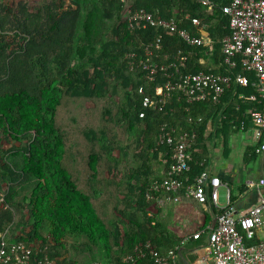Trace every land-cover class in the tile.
<instances>
[{"label":"trees","instance_id":"trees-1","mask_svg":"<svg viewBox=\"0 0 264 264\" xmlns=\"http://www.w3.org/2000/svg\"><path fill=\"white\" fill-rule=\"evenodd\" d=\"M209 2L211 11L200 0H41L15 9L0 3V142H11L5 149L0 144V194L9 207L0 233L10 228L8 241L49 245L58 264H78L58 260L69 237L85 240L87 264H149L124 257L148 240L162 250L179 245L164 209L151 214L146 200L151 183L163 180L173 163L175 145L159 143L161 128L194 134L193 180L206 170L212 132L225 141L264 110L259 98L249 100L251 85L235 82L218 103L189 104L175 89L161 110L143 107L146 96L161 97L168 74L175 82L182 74L229 73L222 41L232 31L222 8L232 0ZM127 8L175 18L180 29L210 43L191 46L149 26L129 29ZM160 35L152 61L174 67L150 80L130 63ZM239 63L229 74L242 72ZM202 246L200 239L187 247H198L200 257Z\"/></svg>","mask_w":264,"mask_h":264},{"label":"built area","instance_id":"built-area-1","mask_svg":"<svg viewBox=\"0 0 264 264\" xmlns=\"http://www.w3.org/2000/svg\"><path fill=\"white\" fill-rule=\"evenodd\" d=\"M126 3V0H119ZM212 10L209 0H200ZM224 15L229 20L231 35L222 41V54L224 65L229 73H232L241 61L242 72L235 76L213 72H199L197 74H182L173 82L172 74H168V81L164 86L161 97L146 96L143 107L161 110L170 93L177 89L191 104L194 102L211 101L218 103L226 89L232 82L244 86L251 85L255 94L249 100H258L264 108V0H232L230 4L222 8ZM124 20L129 29H140L143 26L160 28L177 34L183 41L191 46H202L210 43L204 37L191 35L187 30L180 29L175 18L169 20L155 16L145 9L125 10ZM193 25L200 26L198 19L192 20ZM204 28V26H203ZM161 35L154 45L145 48L144 57L132 61L130 68H142L148 71V78L155 79L159 71H166L172 66L159 65L152 61L154 51L160 48ZM135 56L131 54L132 58ZM184 60V58H183ZM252 73L254 80L244 74ZM172 76V77H171ZM142 92V89L140 90ZM160 91L157 90V94ZM159 97V98H158ZM145 114L142 112L140 117ZM254 126V136L257 140L254 153H264V110L254 111L251 117ZM243 129V128H242ZM194 134L187 132L178 133L174 128L164 125L159 135V143L175 145L172 156L173 163L167 176L160 181H154L146 192V200L151 202V214L167 206L182 203L183 200H193L199 204L212 203L218 205V190L222 186L221 180L212 176L207 170L193 178L189 177L192 161V144ZM250 187L264 186V180ZM5 195L0 194V209L7 210L4 205ZM228 208L216 217L213 228H198L185 236L180 246L188 240L198 241L205 236V252L201 255V261L211 259L213 264H264V193L260 195L256 204L247 209L246 213L238 214L231 206L228 193ZM10 228L0 233V264H58L50 257L49 245H34L22 241L13 242L7 240ZM180 246L163 252L152 241H146L137 245L131 254L124 257L125 262H135L137 259L150 260L149 264H178ZM97 264V263H96Z\"/></svg>","mask_w":264,"mask_h":264},{"label":"crops","instance_id":"crops-1","mask_svg":"<svg viewBox=\"0 0 264 264\" xmlns=\"http://www.w3.org/2000/svg\"><path fill=\"white\" fill-rule=\"evenodd\" d=\"M253 129L254 126L249 123L247 128L228 136L225 141L223 136H213V132L211 133L210 157L206 170L222 182L218 190V205L212 203L202 205L193 200H183L182 203L164 209L163 216L170 219L169 230L180 239L178 246L185 236L196 229L203 227L211 229L215 226L217 215L228 208V193L231 206L238 214L246 213L264 193V186H249L250 182L257 184L264 180V153L260 155L254 153L257 140ZM4 212L5 210L0 209V217ZM16 234L19 235L20 232ZM202 239V247H205V236ZM192 243L193 240H188L180 246L183 256L192 264H213L211 259L206 262L201 261V256L199 257L201 250H198V247H187Z\"/></svg>","mask_w":264,"mask_h":264},{"label":"rangeland","instance_id":"rangeland-1","mask_svg":"<svg viewBox=\"0 0 264 264\" xmlns=\"http://www.w3.org/2000/svg\"><path fill=\"white\" fill-rule=\"evenodd\" d=\"M41 0H0V3L4 6H7L9 8H13L15 9L16 7H18L21 3L23 2H29L32 5L35 6V4H39ZM62 0H58V3H60ZM42 3V2H41ZM33 7V6H32ZM91 107V104H87V108ZM64 110V109H63ZM66 115V112H65ZM1 137V135H0ZM1 145H3V149H5L6 147H9L11 145V142L9 141H5L2 140L0 142ZM17 146H24V143L19 144L16 143ZM2 150V148H1ZM21 216L20 212H17V218L16 220ZM170 221V219H169ZM171 225L169 222V229H170ZM45 232V231H44ZM83 242H85L84 239H81L78 242V239H75L74 237H69L67 238L64 242H63V247H59V252L61 253L62 257L58 260H63V259H68V258H72L73 260H76L78 262V264H87L88 263V257L87 255L84 254V245ZM87 262V263H85Z\"/></svg>","mask_w":264,"mask_h":264},{"label":"water","instance_id":"water-1","mask_svg":"<svg viewBox=\"0 0 264 264\" xmlns=\"http://www.w3.org/2000/svg\"><path fill=\"white\" fill-rule=\"evenodd\" d=\"M179 258L181 259V261L184 263V264H192L189 260H187L183 254H182V251L179 252Z\"/></svg>","mask_w":264,"mask_h":264}]
</instances>
